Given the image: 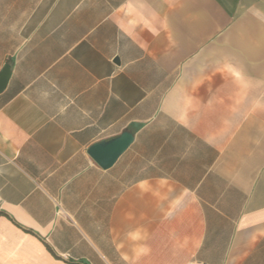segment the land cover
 Here are the masks:
<instances>
[{"label": "crops", "instance_id": "0c3cea01", "mask_svg": "<svg viewBox=\"0 0 264 264\" xmlns=\"http://www.w3.org/2000/svg\"><path fill=\"white\" fill-rule=\"evenodd\" d=\"M7 64L0 264H264V0H0Z\"/></svg>", "mask_w": 264, "mask_h": 264}, {"label": "water", "instance_id": "95a60500", "mask_svg": "<svg viewBox=\"0 0 264 264\" xmlns=\"http://www.w3.org/2000/svg\"><path fill=\"white\" fill-rule=\"evenodd\" d=\"M11 77V66L7 64L0 73V94L6 89ZM134 137L125 132L108 141L96 143L90 147L89 155L104 169L112 167L133 143Z\"/></svg>", "mask_w": 264, "mask_h": 264}, {"label": "built area", "instance_id": "2783aa9c", "mask_svg": "<svg viewBox=\"0 0 264 264\" xmlns=\"http://www.w3.org/2000/svg\"><path fill=\"white\" fill-rule=\"evenodd\" d=\"M188 264H203V263H200V262H190Z\"/></svg>", "mask_w": 264, "mask_h": 264}]
</instances>
